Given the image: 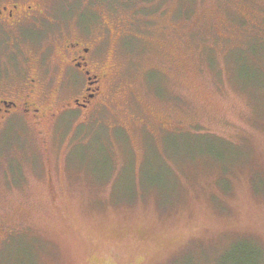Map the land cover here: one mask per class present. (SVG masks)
<instances>
[{"label":"rangeland","instance_id":"374dc122","mask_svg":"<svg viewBox=\"0 0 264 264\" xmlns=\"http://www.w3.org/2000/svg\"><path fill=\"white\" fill-rule=\"evenodd\" d=\"M19 1L0 89L48 90L0 147V264H264V0ZM71 38L104 75L85 111Z\"/></svg>","mask_w":264,"mask_h":264},{"label":"flooded vegetation","instance_id":"af4514ba","mask_svg":"<svg viewBox=\"0 0 264 264\" xmlns=\"http://www.w3.org/2000/svg\"><path fill=\"white\" fill-rule=\"evenodd\" d=\"M20 3L19 0L0 2V30L9 29L7 28L8 26L13 27L18 34L15 40L16 43L21 40V37H24L26 41L36 39V37L31 38L28 36L26 30L29 26H38L30 15V19L34 22L26 21L28 19L27 16L23 17V19H15ZM28 7L30 8L31 6L29 5ZM24 32H26L27 36H24ZM7 44L11 46L8 42ZM8 45L6 48H8ZM60 54L58 90L59 92H70L69 97H71V101L67 102L63 108L68 111L71 109L85 111L89 109L88 106L98 97L97 95L101 88L100 81L104 77V75L101 77L99 73L95 72L93 55L96 52L92 47L84 46L78 39L71 38L61 44ZM5 61L9 64H15ZM19 77L14 91L10 89L11 92L6 94V90L0 89V147L4 141L7 142L6 139L8 137H11L12 128L21 125L22 118L26 120L28 117L31 121L38 119L41 115V109L38 107L37 99L43 97L47 93L45 91L48 90L44 85L45 89L43 92L41 91V87H39L40 77L35 76L33 73L25 71L20 73Z\"/></svg>","mask_w":264,"mask_h":264}]
</instances>
